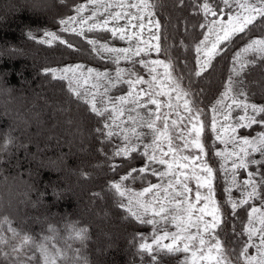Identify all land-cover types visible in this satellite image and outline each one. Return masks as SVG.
<instances>
[{"label":"trees","instance_id":"16d2710c","mask_svg":"<svg viewBox=\"0 0 264 264\" xmlns=\"http://www.w3.org/2000/svg\"><path fill=\"white\" fill-rule=\"evenodd\" d=\"M61 1L54 13L42 15L30 10L27 0H0V145L8 137L12 140L6 149H0V234L7 237L11 227L19 233L18 236L27 234L37 241L45 236L54 237L52 242L69 255V259L60 261V264H85V261L86 264H95L96 260L98 264H181V252L158 251L154 253L156 261L153 262L146 252L140 251V241L152 236L154 225L137 221L120 207L121 198L110 188L112 182H120L121 176L131 169H139L147 163L144 151L133 152L128 158L114 156L117 147L122 146V138L109 140L96 131L103 128V121L69 90L72 76L60 73L67 79H54L50 73L45 74L46 69L74 68L77 65L81 66L80 70H100L113 78L117 70L140 74L143 66L139 60L143 55L124 59L117 52H98L102 43L118 46L125 40L105 29H87L82 33L67 29L61 24L62 20L74 16L82 18L97 7L88 0ZM174 1L178 3L176 6ZM149 2L154 5L153 11L160 24V51L157 55L170 60L173 74L187 90L196 109L201 110L205 126L203 140L217 177L216 196L224 211L217 231L225 249L235 259L248 239L246 234H240L244 231L249 207L252 203L264 207V191L258 185L260 196L233 211L226 194L227 182L220 158L216 155L219 142L211 127L213 108L230 81L236 94L243 91L245 95L240 97L250 104L264 107V54L242 51L252 41L264 39V17L257 15L243 33H235L229 41L222 42L209 66L198 71L196 48L211 19L217 17H205L202 8L197 6L204 0ZM244 3L261 6L258 0H237L231 14ZM80 5L86 6L85 11L77 14L76 8ZM220 17L226 18L227 15L221 14ZM172 20L178 24L176 34L170 29ZM202 24L206 27L202 28ZM45 32L53 33L57 38L51 43H40L50 39ZM89 40L96 41V44H90ZM237 53L240 54L239 60ZM241 61L245 65L243 69L240 68ZM233 63L237 65L234 66L236 71H233ZM197 72H200L199 76ZM41 79L47 81L46 87L40 84ZM72 87H76L74 82ZM124 88L117 84L109 95L118 96ZM65 101L80 113V118L75 115L68 119L70 114L67 116V122H77V131H65L66 128L56 122V108L62 112L71 109L64 104ZM262 117L264 114H259L256 119ZM28 123L29 129L21 128ZM55 124H58L57 130ZM146 129L138 130L146 133ZM83 132L90 136V145L80 137ZM239 132L254 135L264 132V126L240 127ZM89 147L91 154L85 158ZM252 158L264 160L259 152H255ZM98 166L96 178L85 183ZM152 167L162 169L160 164ZM251 170L264 171V165L251 164ZM133 175L137 178H129L123 185L131 187L158 180L151 171L144 173L143 179L138 173ZM256 179L260 178L257 176ZM92 198L96 202L89 207ZM107 210L112 219L104 222ZM32 218L44 219L37 223ZM46 226L53 229L51 234H46ZM73 226L87 229L88 239L84 242L69 239ZM68 244L72 245L71 249ZM109 244L116 246V252L106 251ZM75 249H79V259H76ZM27 250L37 258L28 264H37L39 253L35 246L27 245ZM0 254V264L20 263V258L9 252L4 244H0Z\"/></svg>","mask_w":264,"mask_h":264},{"label":"snow or ice","instance_id":"6c2138e0","mask_svg":"<svg viewBox=\"0 0 264 264\" xmlns=\"http://www.w3.org/2000/svg\"><path fill=\"white\" fill-rule=\"evenodd\" d=\"M88 3L92 4L94 7H103L105 10L114 7L113 4L104 3V0H88ZM258 3L261 5L260 7H257L255 4H239L238 6L240 8L249 11L250 14L243 17L242 22H239V16L236 17L239 22L238 27L233 26L231 29L222 27L221 31L223 32V35H219V33H217V40L212 43L211 48L202 49L201 45H203L208 39V37L205 36V40L201 41V45H198L196 48L197 53L204 51V55L207 57L202 64L199 59L197 60V63L201 64L202 70L210 63L212 56L216 54L219 43L229 41L231 36L235 33H243L247 24L251 23L257 15L264 17V0H258ZM115 6H119L121 8L136 7L142 12L147 11L149 17L153 16L151 9L154 5L149 3V0H141V3L138 5L130 3L125 5L124 3H119ZM197 6L202 8L205 17L211 15L219 18L221 14L227 15L228 23L231 24L234 18L231 11L237 6V0H219V2H216V0H204L202 5ZM85 7V5L77 7V14L85 11ZM92 15L95 16L96 12L94 11ZM110 15L112 19L118 20L127 17L129 14L117 12L114 15ZM131 19H139L143 21L144 17L132 16ZM75 20L76 17H70L68 20H62L61 24L67 25ZM86 22L87 21L85 19L81 18L82 24ZM108 22L109 21L106 19L103 24L92 25L89 28V31L94 28L106 27ZM152 22L153 21L149 19V23L151 24ZM218 22H220L219 19L213 20L210 23L215 25ZM129 23H131V20H129ZM133 27H135V25H133ZM139 27L142 29L144 24L141 23ZM155 27L157 29L160 28L158 21L155 22ZM201 27L204 28L206 25L202 24ZM73 31H75V29H73ZM117 31L124 33L125 30L123 28H114L112 29V35L115 36ZM213 31V27H208L209 33H212ZM45 36L50 39L41 40L39 41L40 43H51L52 40L57 38L55 34L50 32H45ZM124 38L125 37L122 34L121 39ZM152 38L159 39L158 36H153ZM129 39H131V37H129ZM88 42L93 45L96 44V41L93 40H89ZM61 43H65V41L61 40ZM97 51L123 52L127 54L129 49H112L108 48L106 45H101L100 49H97ZM156 51H160L159 46L156 47ZM242 51H255L264 54V39L252 41ZM139 52L140 50L138 49L135 55H139ZM239 57L240 54L237 53V60H239ZM124 58L127 59V55H125ZM141 63L147 67L146 63L143 61H141ZM151 63L154 65H162L165 68L164 76L168 79L170 92L166 93L164 91L163 86L155 76L152 78V81H145L144 78L136 76L135 80L131 78L127 80L130 90L126 95H109L111 90L115 88L123 79V70H117L116 77L113 78L107 73H94L92 69H88V76L83 80V83H80L79 80H76V78L73 77V80L76 82V87L73 88L72 81L69 82V90L73 93L76 99L81 100L84 104L88 105L90 111L95 114V116L102 119L103 128H97L96 131L99 132L101 136L107 137L109 140L113 137L122 138V146L117 147L114 151V156H123L128 158L133 152H137L139 154L141 147H143V154L147 157V163L139 169H131L127 174L121 176L120 182H112L110 185V188L115 191V194L121 198L120 207L125 208L132 217L141 223L155 226L159 223L155 217H161L162 220L168 221L169 216H171V222L175 223V227L177 228L176 232L169 233L165 231L161 235L154 234L151 243L140 244V251L142 253L146 252L151 257L153 262L156 261V255H154V253L159 251L166 252L168 254L179 252L187 254L183 264H241V262L242 264H264V207L253 206L248 212V224L244 228L243 233L240 234H246L248 239L244 241L243 247L240 248L235 259L229 255V252L225 249L221 240L217 238L215 229L219 227L221 217L219 215L218 208L215 206L209 210V203L214 205V201L212 200L213 190L211 187L213 170L201 159V156L204 153V145L201 143V133L205 127L200 121L201 110L194 109L190 106V101L186 99L188 93L183 92V90L180 89L178 80L174 81L171 79V73L168 71L170 67L169 64L160 60H155ZM244 66V62L241 61L240 68L243 69ZM80 67L81 66L77 65L75 68L66 67L64 69H46L45 74L47 75L50 73L54 79H67L66 75H61L60 73H75ZM233 71H236V69L234 68ZM151 72H155V68L150 69V74ZM133 75H135V73H128L129 77ZM196 75L199 76L200 72H197ZM144 83H147V89L135 90V85ZM101 89H103V91H101ZM231 90L230 81L229 85L226 86L225 93L223 94L224 98L228 97V93L231 92ZM134 91L135 95H133ZM170 93L176 94L175 98L177 101H179L182 97H185L183 104H177L174 106L171 102L172 96ZM162 95H168L169 99L166 106L170 111L164 114V126L161 129L156 126V121L161 118L159 115L153 117L150 111L149 116L145 118L139 111H137V109L146 107L147 104H154L156 105V111L159 112L160 108L165 105L163 101H159L155 97ZM240 95L245 94L241 91ZM145 96L148 97V99L146 102H143L142 98ZM217 103L221 102L218 101ZM232 103L237 107H240L242 102L233 99ZM180 107H183L184 111L189 113V117L187 118L188 124L184 123L186 117L178 111ZM228 107L231 108V105ZM243 108L246 115L240 116L239 119L240 121H244V123L236 126H230L232 132H236L237 127L251 128L253 124L264 126V117L260 120L256 119L257 115L264 114V107H257L255 104H248L244 102ZM249 108H251L252 115H247ZM194 111L196 112V115H191ZM215 111L216 109L213 108L214 113ZM132 113H135V115H132ZM172 115H175L176 119H171L169 123ZM224 118L228 119V116H225ZM189 124L191 127H189ZM211 127L213 131H216L215 116H213V123ZM139 128H147L148 133L139 131ZM149 133L152 134L151 144L145 142L143 139V137ZM193 133L195 134L194 137ZM220 138V133H217V139ZM165 140L167 141L166 147L163 143ZM175 141H180V143H176L174 146ZM228 141H231L234 146L237 141H239V144L241 145L248 146V148L241 147L240 149V151L244 153V156H240L236 152L228 154L229 156L237 157V160L232 162V169H247L249 164L264 165V160L258 161L256 159H246V157L251 156L254 152H259L261 157H264V133H259L257 137L251 139L229 136ZM11 142V137L6 138L4 144L0 145V149H6ZM190 147L198 149V153L192 156L178 155L182 149H188ZM150 148L152 149L151 153L148 151ZM157 152H159V155H157ZM216 155L221 156L223 153L216 152ZM166 157H170V159H165ZM185 161L188 163H184ZM196 161H200V163L197 164ZM153 164L164 165L165 169L157 170L152 167ZM198 167L201 169L202 173H207V175L202 176L197 174L196 169ZM183 169H189V172L181 171ZM113 170H115V166H113ZM149 171H151V174L156 176L161 183L150 184L148 187H145L142 191L138 192L123 185V182L129 178L133 180L137 178L133 175V173H138L139 178L143 179V174ZM180 176H184V180H181ZM257 176L260 178L259 180L256 179ZM165 178H168L166 180V186ZM189 179L196 180L195 203H193V201L186 195V193H190L192 191V189L188 187V184L185 183V181ZM233 180H235L234 173ZM243 183L245 190L247 188H251V191H246V198L241 199L239 204L229 198V203H231L233 211H235L239 205L247 204L249 200H253L260 196V192L257 190V185H260L261 190L264 191V171L257 170L256 172H248V179H245ZM176 185H179L180 187L177 188ZM201 187L208 188L207 196L202 197V194L199 191ZM169 189H171V191H169ZM161 190L164 193L163 198L160 197ZM226 191L230 192L231 189H226ZM149 193L152 194L151 199H143ZM169 197H171L172 201H175L176 203L175 211L186 213V218L184 216L177 217L176 215H172L173 210L165 207L163 201ZM176 197H181L182 199L177 201ZM124 199H127V205L123 203ZM201 199H204L206 203L202 207L197 208L196 205L199 204ZM156 205H159V207L157 208ZM134 208L135 210H133ZM197 212L199 215L196 214ZM257 213L260 214L258 217L259 227L255 226L253 220L254 214ZM149 214L152 218L145 219V217L149 216ZM205 216H211V220H205ZM191 229H195V232L191 231ZM9 231L12 232L13 236L19 235V233L11 227H9ZM49 231H52V229L50 228ZM206 234L211 237V241H214V243L206 240ZM253 237H257L259 243H257ZM69 239L79 242L86 241L88 239L87 229H77L73 226ZM169 239L171 240V243H162V241ZM21 240V244L13 247L12 251L21 253L24 251L25 245H34L36 252L39 253L37 264H40L41 261L42 264H60V261L69 259L68 252L59 248L52 242L54 237L45 236L41 240L37 241L33 237L25 234ZM6 243L7 240L0 236V244ZM49 244L51 245V248L49 247ZM181 244L183 245L182 247ZM68 248L71 249L72 245L68 244ZM253 248L255 249V255H252L249 252V250ZM74 251L76 252V259H79V249H75ZM24 255L27 256L28 261L37 259L34 256L27 255V252H24Z\"/></svg>","mask_w":264,"mask_h":264},{"label":"rangeland","instance_id":"374dc122","mask_svg":"<svg viewBox=\"0 0 264 264\" xmlns=\"http://www.w3.org/2000/svg\"><path fill=\"white\" fill-rule=\"evenodd\" d=\"M27 1H28V5L30 7V10H32L33 12H39L42 15H51L56 10H58V6L60 4H62L61 0H27ZM169 1H171V0H166V2L170 3ZM174 2H175L174 5L176 6L178 3H177V1H174ZM104 3L113 4L114 7L108 8L107 10H105L103 7H97V9L94 10L96 12L95 16L92 15V13L94 12L93 11L91 14L82 17L83 19H85L87 21L86 23H83V24L81 23V17L74 16V17H76V20L67 24L66 27H67V29H69L71 31H73V29H75V31H73V32L82 33L84 30L89 29L92 25L103 24V22L107 19L109 21L107 26L101 27L99 29H105V30L110 31L111 33H112V29H114V28H123L125 30L124 33H121L119 31H117V33H116V35L119 36L120 38H121L122 34L124 35L125 41L123 44L118 45V46H113L111 44L102 43V44H100V47H101V45H106L108 48H112V49H129V52L127 54H125L123 52H117V54H119V57H121V58H124L125 55H127V57H128L127 59H130L131 57L135 56V53L139 49L140 50L139 55H141V54L143 55L142 56L143 59H140L139 62L141 63V61H143L144 63L147 64V67H145L144 64L141 63V65L143 66L142 67V73L138 74L135 72V75H133L131 77L128 76L129 72L123 73V79L118 83V85H121L125 88L118 93V96L126 95L129 92L130 89H129V84L127 83V80L129 78L135 80L136 76L144 78L145 81H152V78L155 76V77H157V80L160 81L161 85L164 88V91L166 93L170 92V89L168 86V83H169L168 79L165 78V76H164L165 68L162 65H154L151 63L152 61H155V60H160V61H163V62L169 64L170 67H169L168 71L171 73V79L174 81L178 80L180 89H182L183 92H187V90L182 85L180 80L173 74L170 60L157 55L156 47L158 46V39L152 38L153 36H158V29L155 27V22H157V18L155 17L153 8L151 9V11L153 12V16L149 17L147 11L142 12L140 9H138L136 7H123V8H121L119 6H115V5H118L119 3H124L125 5H127L129 3L138 5L141 3V0H104ZM117 12L127 13L129 15L125 18H121L118 20L112 19L110 14L114 15ZM249 14H250L249 11H247L243 8H240L238 11L232 13L234 18H233V21L231 24L228 23V17H226V18L219 17V18L211 19V21L219 19L220 22L216 23L215 25H212L210 23L211 21L209 22V24L206 28L205 34H204L203 38L200 40V42L198 43V45H201V41H204L205 36H207L208 37L207 41H205V43L203 45H201V47H202V49L211 48L212 43L216 42V40H217V33H219V35H223V32L221 31L222 27H226L229 29H231V27H233V26L238 27L239 22H242L243 17L248 16ZM132 16H137V17L143 16L144 19H143V21H141L139 19L133 20V19H131ZM175 16L177 19V14H175ZM237 16L240 17L239 22L236 19ZM149 19H151L153 21L151 24L149 23ZM129 20H131V23H129ZM141 23L144 24V27L142 29L139 27V25ZM133 25H135V27H133ZM177 26H178L177 22L172 20V22L170 23V29L173 30V34H176L175 31L177 30ZM208 27H213L214 31L212 33H209ZM181 30L183 32L182 35H185L184 34L185 31L183 29H181ZM129 37H131V39H129ZM221 43L218 44L217 50H218L219 46L221 45ZM180 46L183 47L182 44H180ZM14 53H17L18 55L21 54V52H18V51H16V52L14 51ZM206 58L207 57H205L204 51L197 53V60L199 59L201 64L203 63V61ZM212 58H213V56H212ZM212 58H211V60H212ZM210 63H211V61H210ZM201 64L197 63L198 71L202 70ZM209 64L206 67H208ZM234 66H237V65L233 63V68H234ZM206 67H204V68H206ZM152 68H155V72H151V74H150V69H152ZM92 70L94 73L95 72H101L102 73V71H100V70H94V69H92ZM68 74H70L72 76V80H73V77H75L76 80H79L80 83H83V80L88 76V71L77 69L75 73L68 72ZM40 81H41L40 84L43 85L44 87H46L47 81L44 82L43 79H41ZM261 81H262V79H261ZM72 82H74L76 84L75 80H73ZM228 85H229V83L227 84V86ZM147 87H148L147 83L137 84L134 86L135 90L147 89ZM262 88L264 89V85H262ZM231 89H232L231 92L228 93V97L224 98L223 94L226 91V88H225V90L222 94V97L219 99V101L221 103H218L217 106L215 107L216 111H215V113L213 112V116H215L216 131L212 130V132H213L215 139H217V133H220V135H221V138L217 139L219 142V146L216 148V152L223 153V155L218 156V157L220 158V167H221L222 173H223V175L226 179V182H227V188L226 189H229V188L231 189L230 192L229 191L226 192L227 198H228V200H229V198H231L232 201H235L239 204V201L241 199L246 198V191H251V188H247L245 190V186H244L243 182L245 179H248V172H253V171L251 170V164L248 165L247 169H243V168H237L235 170L232 169V162L234 160H237V157L236 156H229L228 154L231 152H236L240 156H244V153L241 152L240 149H241V147L248 148V146L239 144V141H237L236 145L234 146V144L231 141H228V137L229 136H237V137H241V138L251 139V138L257 137V135L259 133H264V132H257L254 135H244V134H241L239 132L240 127H237L236 132L231 131L230 126H236L238 124L244 123V121H240L239 117L246 115L245 110L243 108V103L244 102L248 103L245 99H243V97H240L239 94H236V92L234 91L235 88L233 87L232 84H231ZM93 91H94V89H93ZM101 91H103V89H101ZM170 94L172 96L171 102L174 106L177 104H180V105L183 104V100L185 99V97H182L179 101H177L175 98L176 94L175 93H170ZM133 95H135V91L133 92ZM155 98L159 101H163L164 105H165V106H162L160 108L159 112L156 111V105H154V104H147L146 107L139 108V109H137V111H139L145 118H147L149 116L150 111H151V114L153 117H155L156 115H159L161 118L156 121V126L162 129L164 126L163 116L165 113H168L170 111L169 108L166 106L169 98H168V95L156 96ZM147 99H148V97L145 96L142 98V101L146 102ZM186 99L188 101H190V106H192L194 109H196V107L192 103L189 95L186 97ZM233 99L242 102L241 106L237 107L235 104H233L232 103ZM41 101H42V103L48 105L45 101H43V100H41ZM64 104L67 107H70L71 109L67 108L65 112H62L61 109L56 108L55 114H54L57 116L56 122H58L62 126H64L66 128L65 131L69 132L71 129H74L77 131L78 128L75 129V127H77L79 125L77 124V122H67V116H68V114H70L68 119H70L71 116H75V115L78 118H80L79 117L80 113L77 112V110L75 108H73L72 105H70L68 101H65ZM248 104H250V103H248ZM229 105H231V108L228 107ZM49 107H51V103L49 104ZM14 111H15V109H14ZM178 111L181 112L186 117V119L184 120V123L188 124L187 118L189 117V113L185 112L183 107H180L178 109ZM132 115H135V113H132ZM191 115H196V112L194 111ZM247 115H252L251 108L248 109ZM225 116H228V119H225L224 118ZM171 119H176V116L172 115L170 120H169V123H170ZM60 120L64 123H61ZM200 121L202 122L201 113H200ZM212 123H213V118H212ZM55 125H56L55 130H57L58 124H55ZM24 127H27V129H29V127H30L29 123H28V125H24L21 128L23 129ZM189 127H191L190 124H189ZM203 131L201 133V143H203V145H204V153L202 154L201 159L205 163H207L208 166L211 167L213 170L211 187L213 190L212 200L214 201V205L212 203H209V210H211V208L213 206L218 208L219 215L222 219L224 211H223L222 206L220 205V202L216 196V180H217V177L215 174V169L207 157L208 153H207V149H206V146H205V143L203 140ZM146 133H148V129H146ZM1 134H2V131L0 128V135ZM194 136H195V134L193 133V137ZM80 137L90 145V136L87 133L83 132L82 134H80ZM79 139L80 138H77L78 141H79ZM143 139L145 142L151 144L152 143V134L149 133L148 135L143 137ZM225 141H227V142H225ZM163 143H164V146L166 147L167 141L165 140V141H163ZM176 143H180V141H175L174 146ZM141 149L143 150V147H141ZM148 151H149V153H151L152 149L150 148V149H148ZM198 151L199 150L196 149L195 147H190L188 149H182L178 155L192 156V155L197 154ZM254 153H252L251 156L246 157V159H249V160L253 159L252 157H253ZM89 154H91V147H89L88 150L86 151L85 158H87V156ZM157 155H159V152H157ZM165 159H170V157H166ZM184 163H188V162L185 161ZM196 163L199 164L200 161H196ZM222 165H223V167H222ZM164 169H165V166L162 165L161 170H164ZM97 170H99V166L94 168V173H93L94 175H92L89 179L85 180L86 182L85 181L84 182L87 183L88 181L94 180V178H96L95 176L97 174ZM181 171L189 172V169H183ZM196 172H197V174H200L202 176L207 175V173H202L201 169L199 167L196 169ZM233 173L235 174V180H233ZM167 179L168 178H165V186H166V180ZM180 179L184 180V176H180ZM158 183H161V181L159 179L155 182L131 186L128 188L138 192V191H142L143 188L148 187L150 184H158ZM185 183H187L188 187L192 189V191L190 193H186V195L193 201V203H195L196 180L195 179H189V180L185 181ZM176 187L179 188L180 186L176 185ZM180 190H182V189H180ZM257 190H258V185H257ZM169 191H171V189H169ZM199 191L201 192L202 197L208 195V188L207 187H201L199 189ZM8 196H10V195H8ZM151 197H152V194L149 193L143 199H151ZM160 197L161 198L164 197V193L162 190L160 191ZM180 199H182V198L176 197L177 201ZM253 200H249V202H253ZM95 202L96 201L92 198L91 204L89 205V207H93ZM163 202H164L165 207L167 209L173 210L172 215H176L177 217L184 216L186 218V215H187L186 213L175 211L176 203H175V201H172L171 197H169L168 199H165ZM123 203L125 205H127V199H124ZM205 203H206V201L204 199H201V201L199 202V204L196 205V207L197 208L202 207ZM253 206L261 207L257 203H252L251 206L249 207V211H250L251 207H253ZM156 207L158 208L159 205H156ZM133 210H135V208ZM196 214L199 215L198 212ZM259 215L260 214L257 213V214H254V217H253V220H254L256 227H259V221H258ZM247 216H248V214H247ZM105 218L106 219L103 220L104 222H107L106 220L110 221L112 219V216L110 215V212L108 210L105 212ZM150 218H152V216L150 214H149V216L145 217V219H150ZM32 219L33 220L35 219L34 221H36L37 223H40L43 221L44 218H39V219L32 218ZM155 219L157 221H159V223H157L154 226V229H153L154 232L152 231L153 232L152 236L143 238L140 241V244L141 243H151L154 234L161 235L165 231H167L169 233H173V232L177 231V228L175 227V223L171 222V216L168 217V221L162 220L161 217H155ZM204 219L210 221L211 216H205ZM248 220H249V216L247 217L245 227L248 224ZM177 222H179V221H177ZM49 229H50V227L46 226V229H45L46 234H51L53 232L52 228H51L52 231H49ZM191 231L195 232V229H191ZM3 232H4V234L6 233V231H3ZM215 233H216L217 238H219L221 240V238L218 234L217 228L215 229ZM0 236H2V235L0 234ZM8 236H11V237L8 238ZM8 236L7 237L2 236L5 240H7L6 245L4 244L6 249H8V251L11 252L15 257L20 258L19 261L21 264H28L29 261L27 260V256L24 255V252H27V255H31V256H35V254L32 251L27 250V245L24 246V251H22L21 253L13 252L12 251L13 247L19 246L21 244L22 236H13L12 232H9V231H8ZM205 238H206V240L211 241V237L209 235L206 234ZM253 239L257 243H259L257 237H253ZM211 242L214 243V241H211ZM221 242H222V240H221ZM162 243H164V244L171 243V240L170 239L165 240V241H162ZM222 244H223V242H222ZM182 246L183 245L181 244V247ZM106 251H115L116 252V246L114 244L113 245L109 244ZM249 252H250V254L255 255V249L254 248L252 250L250 249ZM186 255L187 254L181 252V260H182L181 264H183V261H184ZM1 258L2 257L0 254V263H1ZM40 263L42 264V261ZM95 264H98L97 260H96ZM241 264H242V262H241Z\"/></svg>","mask_w":264,"mask_h":264}]
</instances>
